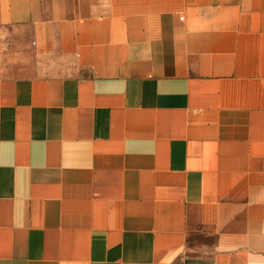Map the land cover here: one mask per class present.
Segmentation results:
<instances>
[{"label":"crops","instance_id":"0c3cea01","mask_svg":"<svg viewBox=\"0 0 264 264\" xmlns=\"http://www.w3.org/2000/svg\"><path fill=\"white\" fill-rule=\"evenodd\" d=\"M264 0H0V264H264Z\"/></svg>","mask_w":264,"mask_h":264},{"label":"built area","instance_id":"2783aa9c","mask_svg":"<svg viewBox=\"0 0 264 264\" xmlns=\"http://www.w3.org/2000/svg\"><path fill=\"white\" fill-rule=\"evenodd\" d=\"M263 94H264V90H263Z\"/></svg>","mask_w":264,"mask_h":264}]
</instances>
